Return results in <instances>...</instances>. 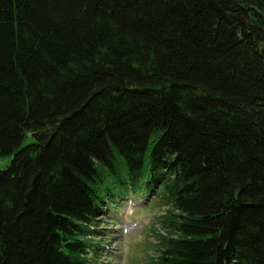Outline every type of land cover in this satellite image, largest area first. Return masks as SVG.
Instances as JSON below:
<instances>
[{"label": "trees", "instance_id": "obj_1", "mask_svg": "<svg viewBox=\"0 0 264 264\" xmlns=\"http://www.w3.org/2000/svg\"><path fill=\"white\" fill-rule=\"evenodd\" d=\"M0 156V264H93L130 194L149 264H264V0H0Z\"/></svg>", "mask_w": 264, "mask_h": 264}, {"label": "rangeland", "instance_id": "obj_2", "mask_svg": "<svg viewBox=\"0 0 264 264\" xmlns=\"http://www.w3.org/2000/svg\"><path fill=\"white\" fill-rule=\"evenodd\" d=\"M33 140L29 135L25 144ZM12 156H0V169L11 163ZM153 196L130 194L115 206L104 208L105 215L97 223L101 236L99 256L93 264H149L157 257V233H164L158 217L162 215ZM134 225V226H132Z\"/></svg>", "mask_w": 264, "mask_h": 264}, {"label": "bare ground", "instance_id": "obj_3", "mask_svg": "<svg viewBox=\"0 0 264 264\" xmlns=\"http://www.w3.org/2000/svg\"><path fill=\"white\" fill-rule=\"evenodd\" d=\"M132 226H134V225H132Z\"/></svg>", "mask_w": 264, "mask_h": 264}]
</instances>
